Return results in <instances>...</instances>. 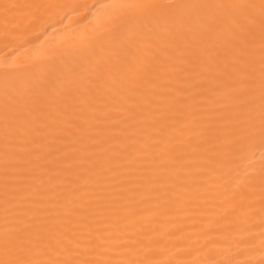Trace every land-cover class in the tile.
<instances>
[{"label":"snow or ice","instance_id":"1","mask_svg":"<svg viewBox=\"0 0 264 264\" xmlns=\"http://www.w3.org/2000/svg\"><path fill=\"white\" fill-rule=\"evenodd\" d=\"M121 7L148 10L159 22L118 38L94 65L72 66L15 93L5 87L0 264H264V159L257 174L244 165L255 149L264 153V0H149ZM87 11L78 0H2L0 36L14 41ZM157 91L181 118L175 130L181 139L170 138L175 162L205 161L208 167L197 171L211 172L219 186L217 218L203 236L206 254L219 259L171 258L169 245L177 253L190 250L186 238L154 225L137 227L123 187L101 186L89 199L53 190L55 177L72 183L77 158L67 145L83 140L77 131L100 103L119 98L127 104ZM14 160L32 167L17 169ZM22 176L32 183H20ZM256 237L258 260L257 245L249 242Z\"/></svg>","mask_w":264,"mask_h":264},{"label":"bare ground","instance_id":"2","mask_svg":"<svg viewBox=\"0 0 264 264\" xmlns=\"http://www.w3.org/2000/svg\"><path fill=\"white\" fill-rule=\"evenodd\" d=\"M78 2L89 5L90 11L64 16L62 22L46 30V25L38 26L14 41L0 36V193L4 180L5 87L15 93L38 80L60 76L72 66L94 65L111 50L118 38L147 31L159 22V17L148 10L121 7L146 4L149 0ZM109 17L112 19L108 20ZM59 18L53 15V19ZM97 18L104 23L101 25ZM159 96L157 91L134 95L132 102L127 104L119 98H107L106 102L100 103L97 111L90 113L94 118L84 123L82 131H77L83 140L67 145V150L75 153L77 158L72 183L66 182L64 177H55L53 190L61 195L83 194L89 199L100 194L101 186L108 189L123 187L125 206L133 213L130 219L136 221L137 227L154 225L161 233L186 238L190 250L177 253L169 245L171 258L219 259V256L206 254L207 245L203 241L207 224L217 218L219 186L211 172L197 171L208 167L205 161L183 166L175 162L170 138L181 139L175 131L181 128V118L176 115V109L167 107L166 101ZM262 159L264 153L255 149L254 154L244 160V165L250 164L255 170L253 174H257ZM12 164L17 169L32 167L24 160H14ZM186 168H192V173L188 174ZM130 175L133 176L130 183H117L126 181ZM19 182L32 183V180L22 176ZM150 184L157 185V190H148ZM256 206L259 207L258 182ZM249 242L257 245L254 258L258 260V237Z\"/></svg>","mask_w":264,"mask_h":264}]
</instances>
